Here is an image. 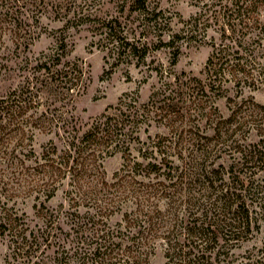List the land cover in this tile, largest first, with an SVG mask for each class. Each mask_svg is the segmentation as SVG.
Masks as SVG:
<instances>
[{"label":"rangeland","instance_id":"obj_1","mask_svg":"<svg viewBox=\"0 0 264 264\" xmlns=\"http://www.w3.org/2000/svg\"><path fill=\"white\" fill-rule=\"evenodd\" d=\"M7 1L0 0V12ZM135 1L46 0L42 14L22 10L15 20L27 42L11 32L14 20L0 14V102L28 81H42L40 66L55 64L62 53L58 71L78 63L85 73V90L73 102L42 98L36 115L51 109V130L33 128L24 138L13 133L14 152L0 163V222L6 213L22 217L27 240L1 236L0 264H177L169 257L174 240L183 244V229L205 210L217 217L218 186L235 180L239 187L237 178L245 180L254 223L235 240L219 242L209 261L264 264V164L240 167L238 152L259 144L264 153V0H145L146 10ZM231 10L251 24L241 42L238 33L226 40ZM111 21L115 31L103 27ZM222 45L230 46L224 51L230 65L239 67L215 76L207 62ZM120 103L124 142L96 155L84 189L103 201L78 203L69 178L43 180L44 155L61 156L103 114L120 116L107 111ZM127 108L139 116L129 120ZM136 163H153L154 170L124 172ZM255 187H261L257 196ZM146 200L152 212L145 217L137 206Z\"/></svg>","mask_w":264,"mask_h":264},{"label":"trees","instance_id":"obj_2","mask_svg":"<svg viewBox=\"0 0 264 264\" xmlns=\"http://www.w3.org/2000/svg\"><path fill=\"white\" fill-rule=\"evenodd\" d=\"M24 1L25 3L20 6L16 0L14 3L11 2V0H8L5 6H1L2 10L0 14H4L5 17L9 20H14L10 22L11 32L14 33L16 31L14 33V36L22 41L24 40V42H27V37H25L27 32H25V35L22 36L23 31H20L22 29L19 28L20 26H23L22 21H20L21 23L18 24V21L15 20L18 19L19 16L24 17V14L26 13L23 12V14L21 15L22 10H28V12L35 13L37 15L39 8H41L40 13L42 14V11L45 9L43 6L46 5V0ZM135 2L140 5L139 10H146L145 0H136ZM254 2L256 3V5L260 4V1L258 0H253V4ZM246 11V13L248 14V9ZM246 17L245 13H241V10H231V14L227 16L229 20L228 26L230 27V29L226 31V40H230L232 42L233 37L238 33L240 35L239 39L241 42L242 38L244 37L245 30L251 29V24H249V21ZM2 24L3 23L0 22V30H4ZM26 26L30 27L31 25L30 23H28ZM103 27L106 30H116L115 23H113L112 21L109 24L105 23ZM26 45L29 46V44ZM118 47L120 48L121 46L119 45ZM229 47L230 46L228 45H222L221 50L216 49V51L211 55L207 62L206 68L209 73L213 72V75L215 76L223 75L222 73L225 72L226 67H230L232 72H235L234 70H237L236 68L239 67V64L231 66V63L227 60V55L224 54V51L229 49ZM62 57H64L63 53L62 55H58L57 58L55 57V64L53 63L52 65H48V63L46 62L40 66L38 71L43 72L44 70L45 73L42 75V81H40V78H35L37 80L34 84L31 83L32 81H28V84L23 86L24 88L22 87V90H20L19 92L14 91L7 98L1 100L0 163H7V155L14 152V150L13 152H9L10 144L15 138L12 137L14 132L16 135H21V137L24 138V136L27 133H30L33 128L43 127L44 129L51 130V128L53 127L56 119L53 113H50L52 117L48 115L51 109L48 108L47 111H44L40 117H37L36 115L38 114L39 107H41L42 105V98H44V102L51 105H56L60 102L71 103L73 102L75 97L81 95V93L84 92L85 73L83 68L79 66L78 63H74L71 66L68 65L66 69L58 71L56 67L60 66ZM237 72H239V70ZM40 83L42 89L40 88V86H38V84ZM122 103H120L117 108L111 107L107 110H115L117 112H120V116L115 114V116L113 117L111 115L108 116L107 113L103 114L100 118L94 121V123L82 135L80 139H77L78 142L71 141L68 144L67 150H64L61 156L57 155V157H50V155H44L46 162L45 164L41 165L44 168L43 174L45 176V179L43 180L46 181L47 178H55L53 182H60L69 178L71 181L70 184L72 186L74 185L75 198H78V203H80L81 201H87L89 204H92V202H95L94 204H98L97 202H102V199L90 197V193L87 190H84L88 185V182L86 181L87 172L91 169V163L96 155L99 154V158L104 153L110 154V149H112L114 144H116L115 147L117 148V146H121L120 144L124 142L121 140V138H119L127 128L125 119L122 115V112L125 108L123 107L124 105ZM33 109H35L36 111L33 112L32 115L27 116L28 113ZM125 111H127V113L129 112L128 116L126 117L130 118L129 120H134L135 117L139 116L137 108L135 111L129 110V108L125 109ZM224 123L227 124V126H225L224 128H227L226 132H228V130H230L229 128H232L233 120H229ZM11 125L14 126L13 131L10 130L8 133H4L3 131H7V129L10 128ZM236 132L237 131H232V136H234ZM53 150H55L52 151L53 155L57 154V150ZM238 152L242 155L241 161H243L240 164V167H256L261 163L264 164V153L260 151L259 144L250 146L249 148L240 149ZM143 165V163H136L134 165L127 164L126 166H124V172H126V168L131 169V167L132 170L144 169L145 171H147L149 169L150 176L152 173V169L154 170V164L149 163L146 166ZM213 172L207 173V177L211 178L210 175H213ZM216 173L217 172H215V174ZM123 177L119 179L120 182ZM237 180H239V187H237V185H235L234 187L233 184H235V180L232 181L233 183L227 185L225 183L224 185L221 184L218 186V188H220L219 190L221 194L212 204L213 208L218 211L217 217L213 216L210 218L209 210H205L200 217L197 216L196 219L189 222L185 229H183V231H185L184 236H186L187 238L186 240L183 239V244H181L180 238L174 240L175 243L174 245H171V249L169 251V257L171 258L172 263L176 262L177 264H211L209 261L210 256H208V254L211 255L213 253V250L215 248H218L219 242L224 241V239H227L226 241H230L231 239L235 240L236 236L247 233L251 229L254 223V218L252 219V217L250 216V212L245 201L246 196L243 192V190H245V180L240 181L239 178H237ZM45 184L47 185V183ZM252 186L253 185H251V187ZM251 187H248L249 192ZM260 188L261 187L254 188V196H257L260 193ZM262 189L264 188L262 187ZM141 192H144V194L151 193L148 192V190L145 191V189L144 191H142V189L140 190V192L138 191L139 194ZM126 193L127 190L124 191V194ZM131 193H133V191ZM90 206L93 207V205ZM234 206H236V209H233ZM137 207L140 208L139 210L141 214L143 213V211L145 212V217L146 214L149 215L152 212L149 209L150 206L147 200L144 204L140 202ZM110 208L115 209V205L111 206ZM233 210L235 211L233 212L232 218H227L228 213L232 212ZM196 213L198 214V211ZM26 232L27 229H25V223L22 217H14L12 214L6 213V215L2 218V222H0V237L9 236L14 240V242L19 243L20 241L23 242L27 240V237L25 236ZM35 240L37 241L36 238ZM108 248H105L106 250L103 252V256L106 255ZM137 252L139 251H136V256ZM127 254L128 259H130L131 256L129 254L132 253L127 252ZM123 256L125 257L124 254Z\"/></svg>","mask_w":264,"mask_h":264}]
</instances>
